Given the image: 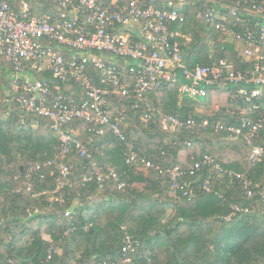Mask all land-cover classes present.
<instances>
[{"label": "trees", "instance_id": "16d2710c", "mask_svg": "<svg viewBox=\"0 0 264 264\" xmlns=\"http://www.w3.org/2000/svg\"><path fill=\"white\" fill-rule=\"evenodd\" d=\"M51 7L52 3H33L35 12ZM199 10L197 5H187L184 10V30L193 36L190 43L184 41L188 64L210 65L209 56L214 52L215 59L225 58L235 69L250 66L226 32L216 33L197 19ZM0 63L1 88L12 69L3 58ZM90 71L101 83L99 72L93 67ZM38 79L46 80L52 88L61 84L62 93L70 100L84 97L74 82L63 84L51 75ZM182 82L179 79L156 89L141 101L134 96L109 97L110 110L127 111L125 143L110 131L100 137L89 134L83 121L72 122L71 126L80 131L76 143L90 150L92 162L117 169L122 181L129 185L124 192L117 190L114 181H108L103 188L96 181H84L90 161L79 155L74 143L65 160L71 169L70 183L60 187L58 167L43 169L33 183L36 194L47 193L33 198L27 192L26 168L30 163L54 159L62 151L61 142L49 128V119L24 114L16 102L0 107V264L114 263L120 260L128 235L137 244L135 253L130 255L131 262L125 264H264V204L259 198L249 200L243 186L228 187L216 178L212 193H203L199 185L208 171L202 169L194 177H187L195 186L196 198L176 199L168 176L160 175L154 168L126 163L128 144L164 168L178 166L189 170L195 160L209 154L228 169L247 172L255 183L264 182V164L258 169L251 166L250 148L243 139L229 141L225 133L210 134L200 128L195 132L186 127L174 131L162 128L167 116L192 120L198 127L205 122L240 126L247 116L242 114V100L235 97L237 88L211 87L201 102L194 99L183 103L179 91ZM0 98L4 95L0 94ZM137 103L140 106L134 108ZM147 104L155 110L148 125L141 120ZM199 107L203 110L196 109ZM187 141L193 145L188 147ZM257 144L264 145V138ZM185 152L188 154L183 157ZM226 155L236 163L226 165ZM231 204L248 207L250 212L233 215ZM172 207L177 208L179 217L171 226L163 227L162 218ZM45 235L51 240L44 239ZM52 246L57 253L48 259Z\"/></svg>", "mask_w": 264, "mask_h": 264}, {"label": "built area", "instance_id": "2783aa9c", "mask_svg": "<svg viewBox=\"0 0 264 264\" xmlns=\"http://www.w3.org/2000/svg\"><path fill=\"white\" fill-rule=\"evenodd\" d=\"M34 2L52 3L53 7L35 12ZM187 5L200 7L197 19L216 33L226 32L229 40L242 47L241 56L251 65L238 70L225 58L215 59L211 52L210 65L190 66L183 48L184 41L190 43L193 39L184 30ZM2 58L14 75L9 92L0 98V107L16 102L24 114L49 119V128L61 142L62 151L54 159L30 163L26 168L27 192L33 198L47 193L36 194L33 183L38 181L37 174L43 169L58 167L60 187L70 183L71 169L65 160L80 134L71 126L72 122L83 121L89 134L100 137L110 131L125 143L123 128L128 122L127 111L110 110L109 97L134 96L141 101L152 91L179 79L183 80L180 94L194 99L206 97L211 87L237 88L235 97L242 100V114L247 116L240 126L205 122L199 127L192 120L167 116L162 128L174 131L186 127L194 132L200 128L210 134L225 133L229 141L243 139L250 148L251 166L258 169L264 164V145L257 144L264 138V0H12V3L0 0V61ZM91 67L99 72L101 83L91 76ZM41 75H51L63 84L76 83L84 97L68 99L61 84L52 88L46 80L38 79ZM139 106L137 103L134 108ZM219 109L217 105L216 110ZM154 111L150 104L146 105L141 118L146 125ZM186 145L191 147L193 143L187 141ZM76 149L82 158L90 161L84 181H96L101 188L114 181L117 190L127 189L128 183L122 181L114 166L92 162V153L82 143L77 142ZM126 163L154 168L160 175L168 176L176 199L196 198L195 186L187 177H194L204 169L208 176L199 185L203 193H212L213 182L219 178L228 187L243 186L249 200L259 198L264 204V182L255 183L247 172L228 169L209 154L195 160L189 170L178 166L164 168L128 144ZM230 209L233 215L250 212V208L239 204H231ZM136 244L128 235L120 260L98 264L131 262ZM56 253L52 246L48 259Z\"/></svg>", "mask_w": 264, "mask_h": 264}, {"label": "rangeland", "instance_id": "374dc122", "mask_svg": "<svg viewBox=\"0 0 264 264\" xmlns=\"http://www.w3.org/2000/svg\"><path fill=\"white\" fill-rule=\"evenodd\" d=\"M239 50L241 51L242 50V47L239 46ZM5 67L8 68L7 66H5ZM13 75H14L13 71L10 70L9 73H8V75L4 78V83L2 84V87L0 88V94H3L4 97L9 92V87H10V84L12 82ZM180 99H181V102H183V103H184V101H192V100H194V98H192V97H190L188 95H185V94L181 95ZM196 100H198L200 102L202 101L201 98L196 99ZM196 109L199 110V111H202L203 110V107H199V108H196ZM127 125H128V122H127ZM233 142H237V141H233ZM196 148H199V147L196 146ZM188 152H185L184 155H183V157H186V155L188 154ZM226 153H228V152H226ZM223 159H224V163L226 165H232V164L236 163L234 161V159L229 158L227 155ZM232 170H234V169H232ZM167 212L168 213L169 212H174V213L178 214L177 208H175V207H172V208L168 209Z\"/></svg>", "mask_w": 264, "mask_h": 264}, {"label": "crops", "instance_id": "0c3cea01", "mask_svg": "<svg viewBox=\"0 0 264 264\" xmlns=\"http://www.w3.org/2000/svg\"><path fill=\"white\" fill-rule=\"evenodd\" d=\"M15 4L17 5V3H15ZM38 10H40V9H38ZM37 12H39V11H37ZM178 217H179V213L176 214L174 212H169V213L167 212L166 215L162 218L161 223H162L163 227L171 226L178 219ZM44 239L51 240L50 236H48V235H45Z\"/></svg>", "mask_w": 264, "mask_h": 264}]
</instances>
